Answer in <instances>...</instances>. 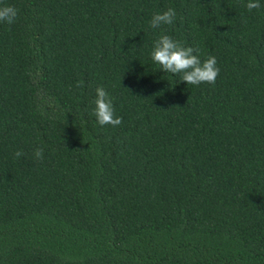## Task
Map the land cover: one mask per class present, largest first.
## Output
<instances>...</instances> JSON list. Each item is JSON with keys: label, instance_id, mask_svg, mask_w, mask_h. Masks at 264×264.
I'll return each mask as SVG.
<instances>
[{"label": "trees", "instance_id": "trees-1", "mask_svg": "<svg viewBox=\"0 0 264 264\" xmlns=\"http://www.w3.org/2000/svg\"><path fill=\"white\" fill-rule=\"evenodd\" d=\"M246 3L0 0L19 10L0 23V264H264V0ZM162 34L215 56V83L160 70ZM97 87L120 126L98 124Z\"/></svg>", "mask_w": 264, "mask_h": 264}, {"label": "clouds", "instance_id": "clouds-1", "mask_svg": "<svg viewBox=\"0 0 264 264\" xmlns=\"http://www.w3.org/2000/svg\"><path fill=\"white\" fill-rule=\"evenodd\" d=\"M251 12L253 9L261 7L260 0H247L245 5ZM18 9L13 5L0 6V23L13 24L18 18ZM176 11L169 7L163 12L156 13L150 26L159 29L164 25H172L176 19ZM191 46H183L179 41L174 40L167 34H162L154 41L151 52L152 61L159 65L160 70L173 75L179 74L180 81L190 85H200L202 83L214 84L220 69L217 67L215 56H209L201 60ZM82 83V82H81ZM80 86V83H78ZM94 100V115L100 126L110 125L118 127L123 123L122 117L115 114L112 98L103 87L96 88ZM44 149L36 148L33 152L37 160L43 158ZM23 153L17 151L14 156L19 158Z\"/></svg>", "mask_w": 264, "mask_h": 264}]
</instances>
